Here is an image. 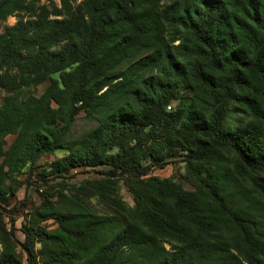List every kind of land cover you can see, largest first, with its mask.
<instances>
[{"label": "trees", "instance_id": "trees-1", "mask_svg": "<svg viewBox=\"0 0 264 264\" xmlns=\"http://www.w3.org/2000/svg\"><path fill=\"white\" fill-rule=\"evenodd\" d=\"M57 2L0 0V202L66 148L52 171L109 167L97 194L116 214L44 196L35 217L57 228L24 232L28 263L264 264V0ZM81 112L97 124L73 138ZM176 151L195 190L140 178ZM122 175L131 209L110 183ZM2 246L0 264H22Z\"/></svg>", "mask_w": 264, "mask_h": 264}, {"label": "rangeland", "instance_id": "rangeland-1", "mask_svg": "<svg viewBox=\"0 0 264 264\" xmlns=\"http://www.w3.org/2000/svg\"><path fill=\"white\" fill-rule=\"evenodd\" d=\"M57 2V0H55ZM58 3V2H57ZM16 20L9 18L6 22L8 25H14ZM58 78V75L54 76ZM48 83H45L37 89L36 94L40 95ZM184 94L191 96V91H184ZM2 99L0 96V104ZM176 106V103L172 104L171 110ZM94 119L88 118L83 112H81L71 128V136L78 138L85 131L92 129L96 126ZM14 137H8V142L11 143ZM117 148H111L108 153H117ZM69 151L66 148H61L55 152L54 155L44 156L34 166L30 173L29 165L24 167L21 172L13 174L10 184L13 193H8L6 196L7 203L0 202V218L3 222L4 231L0 228V252L3 249V242L7 244L9 241L11 244L16 243L17 246L26 240L25 231L35 233L36 228H40L46 232H53L57 228V224L54 220H46L44 222H38L35 217V211L40 207L42 198L49 196L53 201H57L58 205L61 204V195L78 196L83 202L94 212L101 215H115L114 207L105 204L103 199L99 198L98 185L103 186V181L107 176L101 174L103 171L109 169L106 166H74L70 169H62L60 173H54L52 166L55 161L68 155ZM184 154L181 151H176L171 154V157L166 159V165L162 168L154 167L150 170L148 175L140 176L141 179H147L149 177L163 179H172L176 183H180L187 190L196 189V181L188 170L187 162L184 158ZM2 158L0 157V163ZM142 165L146 166L151 163L149 157L142 160ZM52 171V174L49 173ZM31 175V176H30ZM44 177V178H42ZM259 180L264 185V173L258 175ZM130 181V179L128 180ZM102 183V184H99ZM110 183H114L120 201L126 208L134 207V200L130 186L125 180V175L119 178L110 180ZM28 196V198H26ZM12 232L13 238L9 235ZM34 236V235H33ZM8 239V240H6ZM40 245L35 244L36 253L39 252ZM18 252L21 256L22 264H29L27 256L18 246ZM37 264H41V259H37Z\"/></svg>", "mask_w": 264, "mask_h": 264}]
</instances>
